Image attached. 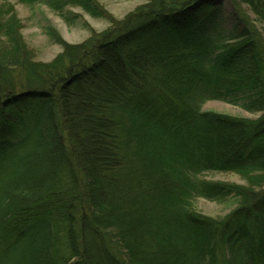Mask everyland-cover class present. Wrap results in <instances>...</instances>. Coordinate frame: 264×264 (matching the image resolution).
<instances>
[{
  "label": "trees",
  "instance_id": "16d2710c",
  "mask_svg": "<svg viewBox=\"0 0 264 264\" xmlns=\"http://www.w3.org/2000/svg\"><path fill=\"white\" fill-rule=\"evenodd\" d=\"M2 1L0 264H264V189L200 177L264 173V0H150L50 63ZM18 1L105 17L98 0ZM196 197L237 208L203 217Z\"/></svg>",
  "mask_w": 264,
  "mask_h": 264
},
{
  "label": "rangeland",
  "instance_id": "374dc122",
  "mask_svg": "<svg viewBox=\"0 0 264 264\" xmlns=\"http://www.w3.org/2000/svg\"><path fill=\"white\" fill-rule=\"evenodd\" d=\"M105 17H94L79 7L70 8L80 15L77 26H69L56 12L43 3L26 4L18 0H11V4L20 23L22 48H27L35 62L50 63L64 50L65 46L85 44L96 36L104 34L114 27L116 22L123 21L129 14L148 4L150 0H98ZM4 2L0 0L2 5ZM248 14L254 18L250 5L243 3ZM226 8V12H227ZM85 25V26H84ZM48 26L55 29L59 42H54L46 32ZM264 35V23H257ZM203 110L213 111L224 115L257 119L262 113H251L238 106L221 100H209L203 104ZM256 175V176H255ZM201 178L222 184L240 185L252 188L254 191L264 189V173L241 175L234 171H206ZM194 207L199 215L216 220L227 219L237 208L233 199L227 201L210 200L204 197L194 199Z\"/></svg>",
  "mask_w": 264,
  "mask_h": 264
}]
</instances>
